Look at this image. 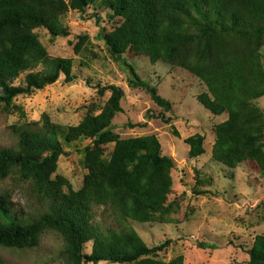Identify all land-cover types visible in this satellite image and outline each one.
<instances>
[{
  "label": "trees",
  "instance_id": "trees-1",
  "mask_svg": "<svg viewBox=\"0 0 264 264\" xmlns=\"http://www.w3.org/2000/svg\"><path fill=\"white\" fill-rule=\"evenodd\" d=\"M95 2L0 0L1 110L24 118L14 104L17 97L53 85L61 76L65 84L77 79L74 60L51 58L40 32L50 44L66 38L67 14H85ZM104 6L113 26L98 36L121 59L131 80L170 112L171 104L142 83L122 56L191 74L205 88L198 102L212 115L226 116L213 128L210 162L229 170L247 164L264 173V111L257 104L264 97V0H105ZM87 43L88 37L81 35L68 45L78 56ZM22 74L23 84L13 85ZM97 89L101 97L108 92V99L99 114L87 111L76 126L63 128L43 114L39 121L10 127L15 145L0 149V181L24 185L36 207L17 209L8 191L0 194V249L33 251L44 234L54 233L62 242L56 256L63 264H183L181 256L163 260L169 241L148 247L131 226L178 223L168 200L176 164L162 153L156 135L121 138L115 133L112 123L122 113L124 93L114 85ZM84 141L90 143L81 151L85 175L74 190L55 173L65 149ZM183 142L188 159L205 154L204 136L195 134ZM201 186L196 179L195 188ZM188 219L185 214L184 221ZM246 253L248 264H264V235H256Z\"/></svg>",
  "mask_w": 264,
  "mask_h": 264
},
{
  "label": "rangeland",
  "instance_id": "rangeland-1",
  "mask_svg": "<svg viewBox=\"0 0 264 264\" xmlns=\"http://www.w3.org/2000/svg\"><path fill=\"white\" fill-rule=\"evenodd\" d=\"M104 1L96 0L85 14L69 12L64 20L69 30L66 38L50 44L40 32L51 58L74 60L73 72L77 79L65 84L61 76L53 85L17 97L14 104L21 107L24 118L0 109V149L15 145L11 126L39 121L43 114L63 128L76 126L91 109L99 114L109 93L99 96L97 86H117L122 89L124 98L122 113L112 123L113 131L121 138L156 135L162 153L176 164L171 176L172 194L168 200L177 211L174 217L178 223L167 226L132 223L131 226L148 247L170 242L162 254L166 262L181 256L183 264H248L246 252L254 237L264 235V173L247 164L229 170L210 162L213 128L226 116H214L198 102L197 97L205 92V88L191 74L179 68L171 70L161 63L152 64L146 58L122 56L142 83L154 88L158 96L171 104L170 112L157 107L147 91L131 80L121 59L98 36L101 29L108 31L113 26L107 19ZM96 15L101 19L99 24H96ZM81 35L88 37L84 46L86 52L75 56L73 46L68 42L75 44ZM260 53L264 62V47ZM24 76L22 74L13 85H22ZM257 104L264 111V97L257 100ZM161 116L169 118V124L164 123ZM195 134L204 136L205 154L190 160L189 148L183 141ZM89 145V141H84L66 148L67 155L58 162L55 175L65 178L74 190L82 185L85 171L81 165V151ZM196 179L202 182L199 190L207 194H196L199 191L195 188ZM4 191L9 192L17 209L28 212L36 207V202L27 198L24 185L14 184L10 179L0 181V194ZM185 214H189L187 221H184ZM200 243L205 245L203 249L198 247ZM90 248L91 244L85 245L84 252H90ZM60 249V238L54 233H46L36 250L14 252L0 249V262L63 264L56 256Z\"/></svg>",
  "mask_w": 264,
  "mask_h": 264
}]
</instances>
